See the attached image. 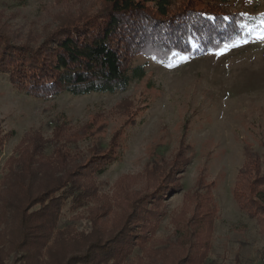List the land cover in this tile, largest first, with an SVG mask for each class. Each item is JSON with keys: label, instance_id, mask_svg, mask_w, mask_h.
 I'll return each mask as SVG.
<instances>
[{"label": "trees", "instance_id": "16d2710c", "mask_svg": "<svg viewBox=\"0 0 264 264\" xmlns=\"http://www.w3.org/2000/svg\"><path fill=\"white\" fill-rule=\"evenodd\" d=\"M103 4L100 12L85 19L63 20L41 40L24 38L0 23V73L18 93L43 100L63 93L123 92L145 76L140 58L153 55L170 63L237 44L258 33L264 19L257 10L236 8L233 0H103ZM62 134L61 130L52 138L28 134L7 162L9 171L0 189V226L11 222L12 228L10 247L0 241V264H42L44 250L59 233L64 209L88 210L92 204L97 207L90 216L92 240L84 252L56 264H125L135 251H149L165 215V199L183 188L180 175L189 162L188 147L183 142L172 160L154 165L146 175L150 185L145 193L121 195L123 212L108 230L104 220L112 209L94 178L119 160L117 139L106 151L96 145L85 154L77 140L63 141ZM262 165L247 157L234 197L242 211L259 221L264 237ZM212 187H199L191 196L193 204L173 218L176 231L182 233L175 231L178 237L167 247L179 248L182 254L168 264L207 262L217 215Z\"/></svg>", "mask_w": 264, "mask_h": 264}, {"label": "rangeland", "instance_id": "374dc122", "mask_svg": "<svg viewBox=\"0 0 264 264\" xmlns=\"http://www.w3.org/2000/svg\"><path fill=\"white\" fill-rule=\"evenodd\" d=\"M233 2L236 8L264 14V0ZM103 6V0H30L25 5L0 0V23L24 38L41 40L63 20L85 19ZM258 34L247 36L237 47L226 45L201 55L173 58L170 63L153 55L140 58L145 76L123 92L63 93L43 100L18 93L8 76L0 73V138L4 137L0 189L9 171L8 160L32 132L52 138L61 130L62 140H77L85 154L96 145L106 151L117 139L119 160L94 178L112 209L104 220L111 230L124 209L121 195L145 193L150 185L148 172L155 164L172 160L184 142L190 158L180 175L183 188L165 199V215L149 251H135L125 264H168L182 254L179 248L167 247L182 233L176 231L173 218L193 204L191 196L199 187L212 184L217 215L205 264H264L261 225L240 209L234 197L248 156L259 159L264 169V40ZM96 208L92 204L88 210L64 209L59 233L44 250L42 264H56L84 252L92 240L90 216ZM10 224L0 226V241L7 247Z\"/></svg>", "mask_w": 264, "mask_h": 264}, {"label": "snow or ice", "instance_id": "6c2138e0", "mask_svg": "<svg viewBox=\"0 0 264 264\" xmlns=\"http://www.w3.org/2000/svg\"><path fill=\"white\" fill-rule=\"evenodd\" d=\"M262 15H264V14H262ZM261 25H262V27L260 28V31H259L257 38L260 40H264V19L261 20ZM247 42H248L247 40L242 41V43H247ZM237 46H239V45L238 44L231 45V47H237ZM226 50H228V49L226 48L225 51ZM221 54H223V53H221Z\"/></svg>", "mask_w": 264, "mask_h": 264}]
</instances>
